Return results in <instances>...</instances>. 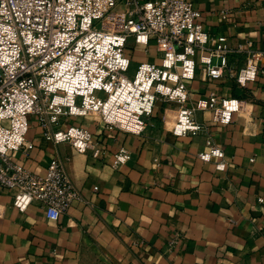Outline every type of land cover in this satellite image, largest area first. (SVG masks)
I'll list each match as a JSON object with an SVG mask.
<instances>
[{
	"label": "crops",
	"instance_id": "crops-1",
	"mask_svg": "<svg viewBox=\"0 0 264 264\" xmlns=\"http://www.w3.org/2000/svg\"><path fill=\"white\" fill-rule=\"evenodd\" d=\"M197 21L213 38L234 48L250 41L259 72L238 86L233 77L209 78L198 63L185 80L187 105L197 107L210 91L218 101L237 97L240 111L228 124L213 120V110L196 108L203 130L172 133L179 103L158 100L140 135L109 128L98 114L62 118L87 128L93 146L77 151L68 142L45 139L35 116L27 139L34 147L11 158L43 173L52 157L64 161L81 194L57 220L34 203L25 211L12 205L14 190L0 189V264H264V0H190ZM213 44V43H212ZM133 65L159 62L154 45L127 42ZM244 60L230 56V70ZM213 58V63H218ZM210 140L224 153L203 161ZM124 148L128 159L114 164ZM222 161L224 169H217ZM178 235L179 241L169 245Z\"/></svg>",
	"mask_w": 264,
	"mask_h": 264
},
{
	"label": "built area",
	"instance_id": "built-area-1",
	"mask_svg": "<svg viewBox=\"0 0 264 264\" xmlns=\"http://www.w3.org/2000/svg\"><path fill=\"white\" fill-rule=\"evenodd\" d=\"M199 16L190 0H0V189L14 190L16 209L36 203L57 220L81 199L62 159L52 157L36 173L11 158L12 151L27 154L34 147L26 136L31 116L46 140L68 142L79 152L93 146L94 156L99 150L90 131L74 124L60 128L62 118L96 113L107 127L140 135L162 100L180 105L171 129L176 136L204 129L194 118L196 108L212 109L217 123L232 121L239 98L218 101L210 91L195 108L186 104L185 80L199 63L209 78L227 75L244 86L256 79L261 52L250 41L234 48L224 37L213 42ZM129 38L145 47L152 42L159 62L141 61L129 75ZM233 54L244 56L235 71L229 66ZM207 143L201 160L223 157L220 147ZM114 157V164H122L129 155L121 148ZM224 166L216 163L217 169ZM178 241L174 235L169 245Z\"/></svg>",
	"mask_w": 264,
	"mask_h": 264
},
{
	"label": "rangeland",
	"instance_id": "rangeland-1",
	"mask_svg": "<svg viewBox=\"0 0 264 264\" xmlns=\"http://www.w3.org/2000/svg\"><path fill=\"white\" fill-rule=\"evenodd\" d=\"M126 54H128V55L131 54V51L129 52L126 50ZM135 67H136V65H133L132 63L130 64L129 71H128L129 75H131L134 72Z\"/></svg>",
	"mask_w": 264,
	"mask_h": 264
}]
</instances>
